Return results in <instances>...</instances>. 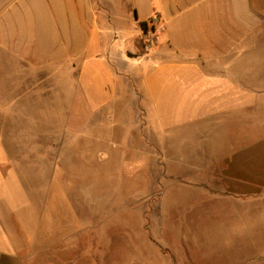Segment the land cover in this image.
Wrapping results in <instances>:
<instances>
[{
  "label": "crops",
  "instance_id": "0c3cea01",
  "mask_svg": "<svg viewBox=\"0 0 264 264\" xmlns=\"http://www.w3.org/2000/svg\"><path fill=\"white\" fill-rule=\"evenodd\" d=\"M109 1L0 0V264L66 250L42 227L49 202L30 198L24 149L49 126L59 80L92 112L131 96L144 158L202 203L225 200L240 220L264 204V0ZM144 224L160 237L162 216Z\"/></svg>",
  "mask_w": 264,
  "mask_h": 264
},
{
  "label": "rangeland",
  "instance_id": "374dc122",
  "mask_svg": "<svg viewBox=\"0 0 264 264\" xmlns=\"http://www.w3.org/2000/svg\"><path fill=\"white\" fill-rule=\"evenodd\" d=\"M109 2L122 7L126 0ZM55 82L60 94L51 96L49 126L36 127L24 149L34 155L30 198L49 202L37 208L42 227L52 237L65 233L67 245L36 262L264 264V204L243 206L240 220L225 200L202 203L204 192L166 175L164 160L144 158L134 123L143 117L131 111V96L92 112L69 80ZM155 215L163 217L160 237L144 224ZM181 247L189 255L173 256Z\"/></svg>",
  "mask_w": 264,
  "mask_h": 264
},
{
  "label": "trees",
  "instance_id": "16d2710c",
  "mask_svg": "<svg viewBox=\"0 0 264 264\" xmlns=\"http://www.w3.org/2000/svg\"><path fill=\"white\" fill-rule=\"evenodd\" d=\"M140 27L142 28L143 31H146L147 30V27H146V23L145 22H141L140 23Z\"/></svg>",
  "mask_w": 264,
  "mask_h": 264
}]
</instances>
